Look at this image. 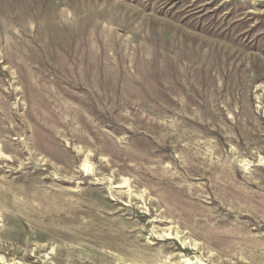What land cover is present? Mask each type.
I'll list each match as a JSON object with an SVG mask.
<instances>
[{"label":"rangeland","instance_id":"374dc122","mask_svg":"<svg viewBox=\"0 0 264 264\" xmlns=\"http://www.w3.org/2000/svg\"><path fill=\"white\" fill-rule=\"evenodd\" d=\"M0 264H264V0H0Z\"/></svg>","mask_w":264,"mask_h":264}]
</instances>
